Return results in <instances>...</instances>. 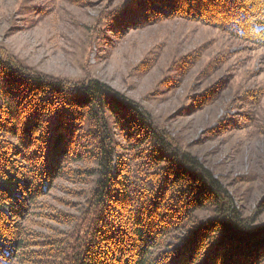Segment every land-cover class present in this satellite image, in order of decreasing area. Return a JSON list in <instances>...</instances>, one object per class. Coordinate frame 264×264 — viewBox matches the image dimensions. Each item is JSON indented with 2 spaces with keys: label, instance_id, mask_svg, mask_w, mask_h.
Listing matches in <instances>:
<instances>
[{
  "label": "trees",
  "instance_id": "1",
  "mask_svg": "<svg viewBox=\"0 0 264 264\" xmlns=\"http://www.w3.org/2000/svg\"><path fill=\"white\" fill-rule=\"evenodd\" d=\"M116 13L105 17L103 30L120 34L175 16L264 46V0H125ZM108 118L132 133L146 132L153 146L145 154L151 162L128 172V180L116 171L120 159L110 147ZM82 122L86 129L91 123V134L85 136ZM2 136L14 141L0 142V259L7 264L264 263V223L242 216L209 169L136 101L97 78L41 74L0 48ZM93 139L100 143L94 150ZM90 154L98 165L91 214L78 217L63 239H35L26 222L39 200L64 163ZM112 197L123 210L118 221Z\"/></svg>",
  "mask_w": 264,
  "mask_h": 264
},
{
  "label": "rangeland",
  "instance_id": "2",
  "mask_svg": "<svg viewBox=\"0 0 264 264\" xmlns=\"http://www.w3.org/2000/svg\"><path fill=\"white\" fill-rule=\"evenodd\" d=\"M124 1L0 0V48L41 74L79 82L97 78L136 101L177 147L220 180L242 216L264 223V46L175 16L120 34L103 30L105 17L115 16ZM106 123L120 159L116 171L128 180V172L151 162L145 154L153 146L146 132L132 133L112 118ZM88 128L82 122L85 136ZM99 146L93 139L90 148ZM95 158L85 155L61 167V177L26 222L35 239H63L78 217L91 214ZM111 206L122 208L113 197ZM121 214L118 209L116 221Z\"/></svg>",
  "mask_w": 264,
  "mask_h": 264
}]
</instances>
